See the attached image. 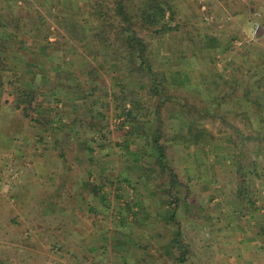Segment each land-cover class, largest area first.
I'll return each instance as SVG.
<instances>
[{
	"label": "rangeland",
	"instance_id": "1",
	"mask_svg": "<svg viewBox=\"0 0 264 264\" xmlns=\"http://www.w3.org/2000/svg\"><path fill=\"white\" fill-rule=\"evenodd\" d=\"M35 1L0 0V9L3 8L6 15L11 16L9 10L14 8L21 19L20 24L24 26L30 24L31 18H35ZM59 1L61 0H48V6L40 8L46 17L50 16L48 21L53 25L50 40L52 42L58 39V35L63 37V32H57L55 19L58 14L69 15L74 12L70 16L79 22L90 12L89 6H84L88 5L86 0H71L56 11H50L51 4ZM169 1H178L180 17L185 16L189 25L208 36L218 37L223 46L234 41L230 51L210 55L215 61L218 58L214 73L222 70L227 59L232 58L233 63H237L235 77H239V82L235 84L230 81L225 84L229 93H232L235 87V95L245 93L248 81L253 79L249 78L250 73L252 76L256 74L254 79L262 78L260 73L250 70L243 63L251 60L256 64L259 58L264 59V0ZM253 4H259L261 7L257 13L253 10ZM83 6L85 8H82ZM71 24L74 23L65 22L66 27L70 29L73 26ZM191 32L192 27H189L179 32V38L185 39ZM173 35L175 36L171 34L153 43L154 54L162 61L176 57L170 56ZM78 36L81 41L86 40L80 33ZM239 54L243 55L239 57ZM206 62L193 59L191 66L195 69H190V65L186 68L196 82H204L205 78L211 75ZM238 64L243 69L241 72H238ZM171 65L173 70L179 67L173 63ZM217 66L221 70H218ZM96 68L97 64L91 60L77 72L89 74ZM59 77L62 80L57 85L63 88V94L60 96L59 108L55 111H64L65 117L61 125H53L47 128V132L42 131L45 126L40 127L23 121L22 116L15 111L14 99L7 93L0 96V102L4 105L0 112V264H128L125 263L127 260L137 264L136 262L140 263L138 260L142 254L145 261L143 264H178L167 254L171 235L165 223H151L149 226L146 223L135 224L134 218L130 216L132 211L129 207L136 201L140 206L134 205L133 211H138L140 217L151 218L159 198L168 196L167 189L161 188L158 181L155 183L154 178L145 187L147 176L151 178V173L145 166H149L148 158H125L126 150L137 153L142 151L143 145L134 139L132 142L126 140V133L117 130L120 126L119 120H114L115 115L130 109L129 100L125 101V97L145 101L143 83L133 85L127 83V80H120L119 85L113 87L111 80L107 79V91L103 92L104 88L100 87V90L95 91L97 95L99 92L101 94L92 100L95 104L94 128L88 127L84 120V123L75 124L73 131H69L72 122L76 123L77 118H84L82 112L88 102L86 103L85 95L74 78L65 72ZM216 77V80H221L219 74H216ZM82 81L88 83L86 78ZM252 83L256 84L254 81ZM214 96L216 97V93ZM45 99L48 105L51 100ZM232 104L223 105L222 111L228 113L226 121L209 120L205 123L215 137L217 146L221 148L212 149L209 145L190 146L180 150L182 152L173 149L174 153L170 156L171 165L179 180L184 183L189 181L188 189L181 187L183 204L177 212V220L184 234L183 240L190 251L184 264H238V237L242 235L238 225L243 226L244 222L248 221L238 214L239 206H250L247 200L253 193L257 195L256 187L264 192V141L256 140L257 136L254 137L250 133L245 134L241 126L238 128V120H241L238 118L241 117H238V109L232 107ZM125 105L127 107L124 108ZM49 111L50 108L42 110L40 117L44 121L50 118ZM104 126L109 128L104 132L107 139L108 133L112 134L111 145L119 144L118 148L114 147L113 154L116 156L108 160H105L104 155L101 157L107 168L104 176L107 175L114 183L117 179L127 177L130 185L123 184V188H118L112 183L104 188V191L109 189V202H105L102 196L98 200L91 198L89 202L85 200L91 191L81 187L80 193L77 189L78 183L86 178L101 186L104 180L99 178V181H95V177L100 173L99 169L89 179L90 169H87L89 166L85 161L90 159L86 156L87 153L85 154L87 146L82 145V142L97 139L99 136L92 132L97 133ZM79 127L84 130L80 131ZM110 139L106 143H110ZM139 177L145 178L146 181ZM133 186L135 190L132 191ZM76 192L83 194L84 198H74ZM124 193L127 198L119 203L116 197ZM92 204L96 207L95 213L89 209ZM108 204L109 207L106 206ZM121 204L127 205L128 210L123 209ZM118 212L128 216L124 226L109 220L110 215H117ZM115 226L129 234L125 253L124 247L113 250L110 247L113 241L102 239L101 232H113ZM149 229L151 235L159 237L155 245L148 244L147 247L143 230ZM176 252L175 256H179L180 252ZM199 257H209V260L206 262L204 259L203 262L198 260ZM217 257L219 259H215Z\"/></svg>",
	"mask_w": 264,
	"mask_h": 264
},
{
	"label": "trees",
	"instance_id": "2",
	"mask_svg": "<svg viewBox=\"0 0 264 264\" xmlns=\"http://www.w3.org/2000/svg\"><path fill=\"white\" fill-rule=\"evenodd\" d=\"M70 1L61 0L56 4H51L50 11H56ZM86 1L88 5L84 6H89L90 12L79 22L74 21L70 16L74 12L69 15L58 14L57 19L54 18L57 32L60 34L63 32V37L57 34L59 37L55 42L50 41L53 35V25L48 21L50 16L46 17L40 9L48 6V0L35 1L33 7L35 18L30 19V24L24 23V26L20 24L19 20L21 19L14 8L9 10L11 16H7L3 8L0 9V96L7 93L14 99L15 111L22 116L23 121L40 127L45 126L42 131L47 132V128H51L53 125H61L65 117L64 111H55L59 108L60 96L63 94V88L57 85L62 80L59 76L65 72L75 79L82 90L81 92L85 95L86 103L88 102L86 109L82 112L84 118H77L76 123L72 122V127L68 128L69 131H73L75 124H82L84 120H86L88 127L94 128L93 111L95 104L92 100L101 94L99 92L97 95L95 90H100L102 87L104 88L103 92L107 91V79L111 80L110 84H113V87L119 85L120 80L125 82L127 80V83L133 85L143 83L145 101L130 100L125 97V101L129 100L130 109L115 115L114 120H119L120 126L117 127V130H123L126 133V140L132 142L134 139L143 145L141 146L142 151L139 150L137 153L126 150L125 158L139 157L142 159V157H146V160L148 158L149 166H145L148 167L151 178L149 179L148 175L146 181L145 178L141 177L143 181H146L145 187L154 178L155 183L158 181L161 188L167 189V198L170 200L166 197H160L157 201L156 211L154 215H151V218L140 217L138 211H133L134 205L136 207L140 205L132 200L133 206L129 207L132 212L129 215L134 218L135 224L146 223L149 226L151 223H158L159 225L165 223L167 229H170L171 235L168 241L169 250L167 254L174 258L178 264H184L190 251L184 243V234L177 220V212L183 204L180 193L181 187L188 189L189 181L184 183L179 180L176 170L171 165L170 156L174 153L173 149L180 151L184 147L189 148L190 146L209 145L212 149L221 148L217 146L215 137L210 133L205 123L209 120L226 121L228 113L222 111L223 105L238 102V95L234 94L236 87L232 93L220 90L224 94L215 97L217 90L224 88L219 87L222 85L221 82H217L214 86V82H210L211 79L206 77L205 86L204 82L200 80L196 82L186 68L190 65V69H195L191 66L193 59L210 63V55L230 51L234 46V41L223 46L218 37H210L193 25H189L184 18L185 16L180 17L178 1ZM84 6L82 8H85ZM260 9L259 4L256 6L253 4V10L256 13ZM48 13L51 15L49 11ZM70 17L71 19H69ZM67 21L74 23L71 24V26L73 25L71 29L66 27L65 22ZM189 27H192L191 35L189 34L185 39L179 38V32ZM79 33L86 40L81 41V37L78 38ZM171 34H175L176 37L173 35V49L170 56L175 55L176 57L162 61L154 54L153 43L155 40L161 41ZM90 56L92 57L88 59ZM91 60L97 64L96 70L89 74L77 72L81 66L84 68ZM60 61L62 63H59ZM171 63L179 65V67L173 70L170 67L172 66ZM246 63L249 64L250 70H255L262 75L259 81L264 83V59L259 58L255 62L256 64H253L251 60H247ZM52 75L54 78L50 77ZM219 77V79L224 80L222 75ZM85 78L88 83L82 81ZM225 81L226 84L229 82ZM237 83L238 81L235 82V84ZM227 86L229 87V84ZM45 98L51 100L48 105ZM257 106L260 111L258 124L261 126L264 125V113H262L263 109L260 102L257 103ZM3 107L4 105L0 102V112ZM125 107L127 106L125 105ZM43 108L51 109L49 111L50 118L46 119L47 121L40 117L43 114ZM220 112L223 113L220 114ZM106 127L99 129L97 133L92 132V134L99 136L97 139L82 142V145L87 146L85 154L87 153L86 156L90 159L85 161L89 166L87 169H90L88 171L89 179L99 169L100 173L94 180L99 181V178L104 180L101 186L94 181L91 183L86 178L78 183L77 189L80 190L81 187H85L84 190L88 188L91 191L86 196L88 200L85 201H89L91 198L98 200L102 196L105 202H109V198H107L109 189L104 191V188L111 186L114 182L107 175L104 176L107 168L104 159L101 157L104 155L105 160H108L116 156L115 153L113 154L114 147L118 148L119 144L111 145L112 134L110 131L108 138L111 141L106 143L109 140L104 134L105 130L109 129ZM79 130H84V128L79 127ZM261 133L256 137L258 140H264V134L261 135ZM117 180L113 185L115 187L123 188V184L130 185V180L127 177ZM121 190L123 191V189ZM133 190H135L134 186L132 187ZM80 193H82L81 190ZM76 196L82 198L84 195H79L76 192L73 197ZM116 198L121 203L127 197L124 193ZM106 206L109 207L110 205ZM122 207L128 210L127 205H122ZM89 209L92 213L96 212V207L93 204ZM109 218L111 221L121 223L120 226H124L128 220V216H123L121 212H118L117 215L113 213ZM114 229L113 232H101L102 239L108 238L113 241L110 243L113 250L124 247L123 252L125 253L127 250L125 246L129 244L127 241L130 239L129 234L127 235L117 226ZM143 231V236L147 240V247L148 244L154 243L155 245L159 236L151 235L150 229ZM176 251L180 252L179 256H175ZM121 254L123 255V253ZM138 261L140 263L136 262L137 264L145 263L143 254L140 255ZM125 263L135 264L134 261L129 260ZM96 264L99 263L96 262Z\"/></svg>",
	"mask_w": 264,
	"mask_h": 264
},
{
	"label": "crops",
	"instance_id": "3",
	"mask_svg": "<svg viewBox=\"0 0 264 264\" xmlns=\"http://www.w3.org/2000/svg\"><path fill=\"white\" fill-rule=\"evenodd\" d=\"M242 55L243 54H239V57H241ZM217 59L215 61L214 58L210 57L211 62L207 63V61L206 66L208 67V71H210L211 73V75L208 77V79H211L210 82H214V86L217 84V82H221L222 85L219 87H224L223 89L219 88L216 92L217 96H221L222 94H224V92H222L223 90H226V92L228 91L225 85V80L235 83L237 81L239 82V77H235L237 63L234 64L232 58L225 60L226 62L222 66V70L217 66L218 70L221 71L218 72L216 70L218 73H214L217 65ZM243 64L251 69L248 63L245 62ZM242 70L243 69L240 68V64H238V72H241ZM216 74L222 75L224 80H216ZM255 75L256 74H253L252 76V74L250 73L251 77L249 78L254 79ZM253 79L248 81V87L245 88L249 92L245 91V93L242 92L240 95L238 94V102L233 103L231 106L238 109V117H241L238 118L241 119L238 120V128H240L239 126H241V128L244 129L241 130L244 131L245 134L250 133L252 136L254 135V137H256L261 132L264 134V125L260 126L258 124L260 111L257 106V103L260 102L261 108L263 109L262 113H264V83L260 82L259 79ZM253 81L256 82V84L252 83ZM204 83H206L205 80ZM261 141L264 140L261 139ZM256 188L257 189L255 190L257 195L253 193V195L250 196L251 198L247 200L248 202H250V208L248 206L245 208L239 206L238 209V214L240 215V217H245L243 219L248 220L244 222L243 226L240 224L238 225V230L242 234L238 237V264H264V192L258 190V187ZM199 259L203 262L205 259L206 262H208L209 257H199L198 260ZM215 259H219V257Z\"/></svg>",
	"mask_w": 264,
	"mask_h": 264
}]
</instances>
